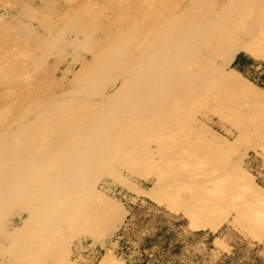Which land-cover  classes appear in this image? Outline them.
I'll list each match as a JSON object with an SVG mask.
<instances>
[{
    "label": "rangeland",
    "instance_id": "obj_1",
    "mask_svg": "<svg viewBox=\"0 0 264 264\" xmlns=\"http://www.w3.org/2000/svg\"><path fill=\"white\" fill-rule=\"evenodd\" d=\"M0 264H264V0H0Z\"/></svg>",
    "mask_w": 264,
    "mask_h": 264
},
{
    "label": "built area",
    "instance_id": "obj_2",
    "mask_svg": "<svg viewBox=\"0 0 264 264\" xmlns=\"http://www.w3.org/2000/svg\"><path fill=\"white\" fill-rule=\"evenodd\" d=\"M85 246H86L85 244L80 243V245L76 247V250L83 249Z\"/></svg>",
    "mask_w": 264,
    "mask_h": 264
},
{
    "label": "bare ground",
    "instance_id": "obj_3",
    "mask_svg": "<svg viewBox=\"0 0 264 264\" xmlns=\"http://www.w3.org/2000/svg\"><path fill=\"white\" fill-rule=\"evenodd\" d=\"M48 148V147H47ZM51 152V151H50ZM11 169V168H10ZM8 171V170H7ZM20 180V179H19ZM57 182V181H56Z\"/></svg>",
    "mask_w": 264,
    "mask_h": 264
}]
</instances>
